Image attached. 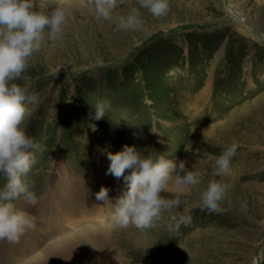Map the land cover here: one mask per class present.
<instances>
[{
    "label": "rangeland",
    "instance_id": "374dc122",
    "mask_svg": "<svg viewBox=\"0 0 264 264\" xmlns=\"http://www.w3.org/2000/svg\"><path fill=\"white\" fill-rule=\"evenodd\" d=\"M34 2L51 8L58 0ZM63 3L69 18L62 37L46 41L25 70L37 94L25 119L38 145L26 179L38 201L53 189L56 177L49 173L61 161L69 179L73 173L84 180L90 171L108 168V151L135 145L145 155L163 153L177 165L185 161L201 172V183L151 229L115 227L106 204L99 218L81 225L89 220L97 228L108 225L128 264H264V0H169L163 17L141 9L149 35L116 30L94 18L89 0ZM129 6L139 5L121 0L117 12ZM105 99L111 106L97 120L95 104ZM233 141L238 147L231 175L222 178L231 187L221 210H202L196 201L212 176L214 159ZM108 176L122 194L123 179ZM181 214L191 221L169 230ZM56 220L38 236L25 231L18 242L0 240V247L17 245L0 264H24L36 252L31 240L46 242L71 231L70 222L68 228ZM128 229L151 240L137 248ZM61 230L65 233L57 234ZM88 254L81 264H100L98 254Z\"/></svg>",
    "mask_w": 264,
    "mask_h": 264
},
{
    "label": "clouds",
    "instance_id": "9594fccd",
    "mask_svg": "<svg viewBox=\"0 0 264 264\" xmlns=\"http://www.w3.org/2000/svg\"><path fill=\"white\" fill-rule=\"evenodd\" d=\"M137 2L138 7L129 6L127 11L117 12L121 0H89V14L114 24L116 30L142 31L149 35L141 9L153 17H163L169 12V0ZM68 18L69 10L63 0H58L51 8L37 7L34 0H0V177L4 178L0 185V240L18 242L25 231L36 227L35 219L18 206L20 200L33 206L39 200L33 185L26 179L36 163L32 149L38 145L28 132L25 119L28 104L37 100L25 70L29 67V58L39 52L46 41L62 37ZM110 106V100L97 101L95 119L103 118ZM237 147L235 141L224 144L215 157L212 176L196 201L202 210H221L220 202L231 187L222 178L232 173L231 161ZM107 158L110 163L106 174L122 178L124 188L115 204L111 203L109 189L105 186H101L95 196L106 202L113 225L118 228L152 227L164 212L180 206L182 194L201 183V172L189 169L185 161L177 165L163 153L151 151L145 155L144 150L135 145L124 144L119 151H108ZM165 192H172V197H166ZM190 221V215L181 214L168 228L175 231L181 223Z\"/></svg>",
    "mask_w": 264,
    "mask_h": 264
},
{
    "label": "bare ground",
    "instance_id": "6f19581e",
    "mask_svg": "<svg viewBox=\"0 0 264 264\" xmlns=\"http://www.w3.org/2000/svg\"><path fill=\"white\" fill-rule=\"evenodd\" d=\"M105 168L90 171L87 175L85 174L84 180H81L73 173H71L72 179H69L65 173L69 169L66 163L61 161L58 169L53 173H49L51 178L56 177L54 182L51 180L54 190L52 188L47 189L45 195L34 206L20 201L19 207L23 208L35 219L36 227L27 230L33 232L34 236L42 233L44 227L52 225L55 227L56 219L59 218L67 227L69 222L73 225L70 229L71 231H66L67 233H65V230H61L57 234H65L52 240L46 242L31 240L30 249L36 250V252L32 253L31 258L24 264H81L88 252L89 254H98L100 256V264H128L127 259L124 257L123 249L116 244L115 238L111 237L109 226L100 223V227L97 228L96 224L93 223L95 218L100 217L99 211L104 209L103 205L106 204L105 201L97 200L95 196L101 186L109 189L108 197L112 204H115L116 198L121 195L118 194L116 185L112 183L113 180L106 174ZM123 188L124 185H120V189ZM50 200L55 205L48 202ZM38 211H40V214L36 213ZM59 212L61 216H57L56 219L53 218L55 213ZM89 215L92 216L90 217ZM40 218L43 220L41 223ZM81 218L82 220H80ZM87 219L94 220H89L81 225ZM77 225L81 226L74 228ZM65 227L63 226L62 229ZM127 231L130 230L128 229ZM128 234L127 237L131 240L130 242L137 248L136 244L140 245L142 242L145 243L151 240L150 235H142L137 231H130ZM16 246L11 244L8 248L5 246L0 247V258L9 256L11 249ZM14 258L17 260L16 256ZM89 263L88 261L86 262V264ZM16 264H22V261Z\"/></svg>",
    "mask_w": 264,
    "mask_h": 264
}]
</instances>
